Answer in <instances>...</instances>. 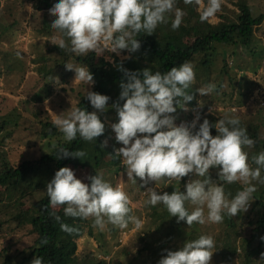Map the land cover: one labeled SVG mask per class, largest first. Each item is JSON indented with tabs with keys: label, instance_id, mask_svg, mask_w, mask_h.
Returning <instances> with one entry per match:
<instances>
[{
	"label": "clouds",
	"instance_id": "1",
	"mask_svg": "<svg viewBox=\"0 0 264 264\" xmlns=\"http://www.w3.org/2000/svg\"><path fill=\"white\" fill-rule=\"evenodd\" d=\"M222 0H183L185 5L193 6L199 12L201 21H207L221 9ZM177 0H54L48 9L55 18L51 27L68 38H60L56 46L67 48L76 55L90 52L119 53L127 50L136 52L140 48L137 39L139 33L152 34L159 25L168 24L172 30L180 27L185 12L176 7ZM103 42V47L101 44ZM68 70H74V80L85 85L94 83L93 75L86 67H73L65 64ZM124 71L126 82L120 83L119 99L122 105L112 104L118 120L111 125L115 141L122 146L113 149V158H119L129 180L136 183L165 179L167 183L180 180L192 174L194 177L184 185V191L174 190L158 192L148 188L145 193L146 204H162L170 216L184 221L188 226L193 223H221L225 215L234 217L246 211L252 193L256 191L253 181L264 183L261 171L264 170V151L252 157L256 167H250L248 153L243 146L254 145L240 126L236 116L218 119L210 124L207 118L198 124L197 115L190 124L174 123L177 106H183L193 99L187 90L195 81L194 66L185 61L173 66L166 73ZM215 88L209 83L196 91L209 95ZM87 99L96 111H86L73 107L67 116H59L53 125L63 133L65 141H74L77 136L87 142L96 141L103 135L105 125L98 113L104 112L109 96L87 91ZM215 128L216 135H212ZM195 129V130H194ZM107 141H104L103 147ZM83 151L60 149L59 157L81 158ZM210 169H218L217 180H212ZM90 183L78 179L70 167H61L46 184L48 203L52 209L63 206L65 216L73 218H93V224L100 230L106 224L125 229L129 223L141 229L142 220L131 215L128 195L119 187H113L103 176L96 172L88 177ZM231 184L241 181L246 185L229 200L222 183ZM186 202L193 205L191 211ZM206 209V215H205ZM58 221L59 216L55 217ZM62 231L69 234L76 228L60 224ZM214 239L209 235H200L187 241L176 251L165 250L158 264H210ZM32 264H42L35 257Z\"/></svg>",
	"mask_w": 264,
	"mask_h": 264
},
{
	"label": "rangeland",
	"instance_id": "2",
	"mask_svg": "<svg viewBox=\"0 0 264 264\" xmlns=\"http://www.w3.org/2000/svg\"><path fill=\"white\" fill-rule=\"evenodd\" d=\"M238 1L222 0L221 5L228 11L221 8L208 19L209 23L218 24L222 19L221 15L235 20ZM245 1L255 14L264 12V0ZM54 18V14L48 10H35L34 0H0V168L5 163L18 166L23 160L37 159L41 154L56 147L58 139L43 138L39 123L53 122L57 115L67 116L76 106L77 95H86L87 91L92 89V84L85 85L79 80H74V70L58 68L61 65L58 55L46 54L49 42H56V38L44 35L42 29L50 25ZM214 49L210 57V73L203 74L199 84L200 88L209 83L214 84L215 88L221 85L217 88L220 91L214 88L209 95L199 94V106L196 109L187 108L186 104L178 105L176 112L172 114L176 118L174 123L177 126L182 122L187 123L190 119L189 111L192 113V121L197 115L201 118L202 114L199 113L204 104L205 114L215 115L219 119L225 115H235L243 120L251 116L259 105H264V22L255 29V38L249 48L236 45L215 46ZM106 52V59L112 61L111 52ZM117 55L121 59L129 56L128 52L124 53L123 50ZM202 60V56L194 57L191 62L194 69ZM67 64L85 67L74 61H68ZM194 71L196 73V70ZM229 109L236 114L227 112ZM107 119L109 137L106 146L113 150L122 145L115 141V133L111 128L117 121ZM200 121L201 119L197 123ZM262 133L264 135V127ZM259 150L260 146L250 147L249 151L245 149L250 167H256L252 157L258 154L256 152ZM111 159V156H108L105 161ZM72 170L83 183H90L88 177L97 172L113 187L119 186L129 197L131 215L143 222L141 229H136L134 224L129 223L125 229L106 224L105 228L100 230L94 226L93 218L90 217L91 235L85 234L77 240L76 264H112L114 260H122L123 264H150V253L144 250V246L166 245L167 250L176 251L185 242L197 239L200 235H209L215 241L210 264H241L236 255L243 250L244 238H240V235L248 236L249 219L256 218L259 211V207L253 204L252 197L247 210L233 217L237 223L235 229L228 227L224 219L221 223L205 222L199 226L193 223L192 226L186 224L183 230L188 236L182 234L179 237L175 227L182 221L178 222L175 216H167L166 220L162 204L151 206L145 203L148 199L145 191L148 188L169 194L175 189L178 190L176 187L171 188L170 183L162 184L164 179L144 183L136 178V183H133L127 178L122 164L118 172L115 166L94 173L88 169ZM217 171L212 170V180H217ZM48 175V172H43L46 178L45 186L49 182ZM193 178L192 174H189L185 183ZM252 183L255 184L257 192L264 187V183L259 181ZM45 186L41 185V189L27 194V197L19 198L18 195L11 201L3 198L0 187V264L10 257L13 258L11 264H32L33 259H30L29 255L36 237L30 221L21 217L20 213L27 210L33 213V206L43 196L42 190ZM223 187L225 190L235 191L236 194L246 185L236 181ZM185 206L189 211L194 207L187 202ZM155 208H159L161 219H165V223L160 219L155 221ZM171 225L173 229L170 228ZM239 226L242 227L241 232V229L238 230ZM254 264H264V261L256 260Z\"/></svg>",
	"mask_w": 264,
	"mask_h": 264
},
{
	"label": "trees",
	"instance_id": "3",
	"mask_svg": "<svg viewBox=\"0 0 264 264\" xmlns=\"http://www.w3.org/2000/svg\"><path fill=\"white\" fill-rule=\"evenodd\" d=\"M53 2L54 0H34V9L38 12L46 11L52 6ZM176 7L185 12L180 27L172 30L169 22L168 24L159 25L152 34L139 33L137 39L140 42V48L136 52H128L129 56L125 59H121L116 53H111L110 59L112 61L106 60V49L103 52L99 51L90 52L87 55H76L67 48L60 49L56 46L60 38H64L67 44L68 38L63 36L58 30L53 29L51 24L46 25L42 29L44 35L56 38V42H52V44L49 42L46 54L58 55V60L61 64L58 68L62 67L61 69L65 70V64L68 61L83 64V66L89 68V71L93 75L94 83L92 84L91 91L110 97L107 102L109 106L107 110L98 113L99 118L105 125V131L103 135L96 138V141H83L77 136L74 141L68 142L64 140L63 133L53 125V122L39 123L43 138L52 139L56 137L58 144L52 150L41 154L37 159L23 160L18 166H10L7 163L2 164V168H0V187L2 188L1 193L4 196H2L3 198L11 201L18 195L19 198L27 197V194L41 189V185L45 186L46 178H44L43 172L49 173L48 179L50 181L54 173L59 168L65 166L74 170H93V173L94 171L111 169V167L115 166L118 172L121 164L120 159L113 158L110 155L113 154V150L107 148L106 144L103 147L101 145L109 137L107 124L109 120L107 118L115 121L118 118L115 108L110 106L112 104L122 105L123 103L119 99L121 91L120 83L121 81L126 82V77L124 71L120 69L122 68L130 72H142L143 69L148 68L152 72L160 71L161 73H166L173 66H179L185 61L192 62L194 57L202 56L203 60L194 69L196 70L195 81L187 90L191 93L193 99L186 103V107L196 109L199 106V93L196 90L200 88V77L203 74L209 75L210 73V57L212 55L211 52L215 50L214 47L239 45L247 49L255 38V29L264 22V12L255 14L245 0H239L236 3L238 13L235 14V20L230 19L226 15H221V21L215 25L209 23L208 20L201 21L197 9L193 6L185 5L183 0H177ZM221 8L228 11L224 5H221ZM123 51L125 53L127 50ZM38 60L40 61L41 59L38 58ZM219 87L221 85L217 88ZM217 91L219 92L220 90L217 89ZM202 106V110L199 113L200 115L202 114L200 122L204 118H207L210 124H214L219 118L215 115L205 114L206 104ZM75 107L83 108L89 112L96 111L91 106L87 96L81 93L77 95ZM227 112L233 115L235 113L230 109ZM188 115L190 119L186 124L192 122L191 111H189ZM239 120L240 126L246 129L247 135L255 142L253 146H260L259 152L256 153L259 154L264 151V135L262 133L264 127V105H259L256 111L247 119L243 120L239 118ZM199 123H197V127ZM210 132L213 136L216 135L215 128H211ZM60 149H67L69 152L80 150L85 155L81 158L71 156H61L58 158L57 155ZM245 149L249 151L250 147L243 146L242 150L245 151ZM108 156H111L112 159L106 162L105 159ZM212 170H209V175H213L211 174ZM261 177H264V170L261 171ZM186 178L187 176L183 177L180 182H170V187H176L179 191H184ZM216 178L218 179L217 176ZM165 182L164 179L162 184ZM219 183L223 185L227 184L222 181H219ZM42 192L44 193L43 196L33 206V213L31 210L20 213L21 217L28 218L27 220L30 221L32 232L36 237L31 247L29 258L34 259L35 257H39L42 260V264H76L77 240L83 238L85 234L91 235V229L89 228L90 217L73 218L65 216L63 206L56 209H52L49 206L46 186ZM224 192L229 200L236 195L235 191L225 190ZM251 197L254 201L253 204L259 207V211L256 213V218L249 219L247 224L248 236L240 235V238H244L243 250L236 255L241 264H254L256 260L264 261V187L259 192L255 191ZM163 207L161 206L162 209ZM163 211L165 217L170 216L169 213L165 212L167 211L165 207ZM160 212L159 208L154 209L153 214L156 215L154 219L155 221L160 219L162 223H165V219H161ZM56 216L60 217L59 221L55 218ZM166 220H168V217ZM224 220L228 227L236 228L237 223L233 217L226 215ZM61 223L74 227L77 231L71 234L62 231L60 228ZM196 224L198 226L200 225L198 223ZM185 225L186 223L182 221L180 225L175 227L176 235L180 237L184 234L183 230ZM170 228L173 229L172 225ZM239 229H241V232L242 227L239 226ZM192 233H195V231H192ZM183 236L188 235L184 234ZM144 247V250L150 253V264H158L159 259L163 255H166V245L159 247L146 245ZM29 258L25 259L28 260ZM12 259V257L6 258L3 264H11ZM112 264H123V262L122 260H114Z\"/></svg>",
	"mask_w": 264,
	"mask_h": 264
},
{
	"label": "built area",
	"instance_id": "4",
	"mask_svg": "<svg viewBox=\"0 0 264 264\" xmlns=\"http://www.w3.org/2000/svg\"><path fill=\"white\" fill-rule=\"evenodd\" d=\"M106 60H108V59H106Z\"/></svg>",
	"mask_w": 264,
	"mask_h": 264
}]
</instances>
